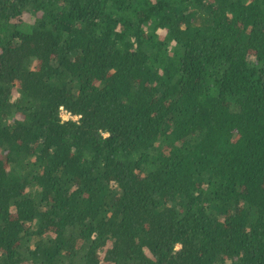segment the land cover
<instances>
[{"label":"trees","instance_id":"1","mask_svg":"<svg viewBox=\"0 0 264 264\" xmlns=\"http://www.w3.org/2000/svg\"><path fill=\"white\" fill-rule=\"evenodd\" d=\"M0 264H264V0H0Z\"/></svg>","mask_w":264,"mask_h":264},{"label":"built area","instance_id":"2","mask_svg":"<svg viewBox=\"0 0 264 264\" xmlns=\"http://www.w3.org/2000/svg\"><path fill=\"white\" fill-rule=\"evenodd\" d=\"M60 116L62 119L66 120L69 118H76L75 116H72L68 111L60 107Z\"/></svg>","mask_w":264,"mask_h":264}]
</instances>
